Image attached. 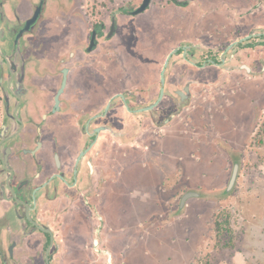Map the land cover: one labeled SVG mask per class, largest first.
<instances>
[{
  "label": "flooded vegetation",
  "instance_id": "af4514ba",
  "mask_svg": "<svg viewBox=\"0 0 264 264\" xmlns=\"http://www.w3.org/2000/svg\"><path fill=\"white\" fill-rule=\"evenodd\" d=\"M142 2L0 0V264H118L127 192L173 193L193 153L236 183L193 119L264 80V0Z\"/></svg>",
  "mask_w": 264,
  "mask_h": 264
},
{
  "label": "rangeland",
  "instance_id": "374dc122",
  "mask_svg": "<svg viewBox=\"0 0 264 264\" xmlns=\"http://www.w3.org/2000/svg\"><path fill=\"white\" fill-rule=\"evenodd\" d=\"M226 88L231 96L221 95V113L209 103L200 110L201 120L193 119V138L215 137L236 150L240 173L235 186L220 193L230 163L222 149L212 148L208 167L199 168L200 155L193 153L192 174H169L173 193L164 186L168 174H158V183L149 184L142 200L128 191L121 221L125 229L118 238L125 235L134 243L117 239L118 264H264V80L229 82ZM188 188L205 193L177 212L178 199Z\"/></svg>",
  "mask_w": 264,
  "mask_h": 264
},
{
  "label": "water",
  "instance_id": "95a60500",
  "mask_svg": "<svg viewBox=\"0 0 264 264\" xmlns=\"http://www.w3.org/2000/svg\"><path fill=\"white\" fill-rule=\"evenodd\" d=\"M148 2H149V0H143L142 4L140 5V7L137 10L141 11V10L145 9ZM237 171H238V165H237V163H235L233 166V170H232V173L230 175L229 181H228V185L226 188L227 190H230L233 187V185L235 183L236 176H237ZM196 195H197V193H195L194 191L185 192L180 198V206H182L184 204L186 199H188L189 197H192V196H196ZM107 264H111L110 256L108 257Z\"/></svg>",
  "mask_w": 264,
  "mask_h": 264
}]
</instances>
